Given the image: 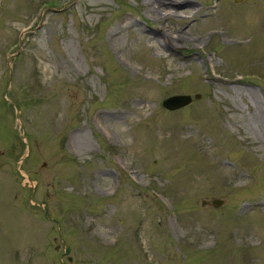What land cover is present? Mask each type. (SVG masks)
<instances>
[{
	"label": "rangeland",
	"instance_id": "obj_1",
	"mask_svg": "<svg viewBox=\"0 0 264 264\" xmlns=\"http://www.w3.org/2000/svg\"><path fill=\"white\" fill-rule=\"evenodd\" d=\"M62 261L264 264V0H0V264Z\"/></svg>",
	"mask_w": 264,
	"mask_h": 264
},
{
	"label": "water",
	"instance_id": "obj_2",
	"mask_svg": "<svg viewBox=\"0 0 264 264\" xmlns=\"http://www.w3.org/2000/svg\"><path fill=\"white\" fill-rule=\"evenodd\" d=\"M239 1V0H236ZM199 96L196 94L195 98H198ZM191 101V97L190 95L187 94H177V95H172L169 96L167 98H165L162 101V106L169 109V110H173V109H177L179 107H182L186 104H188ZM222 201L219 199H215L213 200V205H219ZM44 210H46V207L44 206ZM65 253L68 252V248H65Z\"/></svg>",
	"mask_w": 264,
	"mask_h": 264
},
{
	"label": "bare ground",
	"instance_id": "obj_3",
	"mask_svg": "<svg viewBox=\"0 0 264 264\" xmlns=\"http://www.w3.org/2000/svg\"><path fill=\"white\" fill-rule=\"evenodd\" d=\"M184 3V2H181V4ZM187 3V2H185ZM173 5V4H180V2H167V5ZM169 43H171V41H169L168 43L164 42V45L165 46H168ZM249 93V99L253 102H256V99H257V95L253 92V91H248ZM244 95V91L241 90L240 92V96H243ZM248 123L253 127L254 131L257 132V133H261L262 131V117L258 111V107H256L255 105V108L252 110V112L249 113V117H248Z\"/></svg>",
	"mask_w": 264,
	"mask_h": 264
},
{
	"label": "flooded vegetation",
	"instance_id": "obj_4",
	"mask_svg": "<svg viewBox=\"0 0 264 264\" xmlns=\"http://www.w3.org/2000/svg\"><path fill=\"white\" fill-rule=\"evenodd\" d=\"M60 258H62V256L60 257ZM68 260V259H67ZM61 264H64L63 262H61Z\"/></svg>",
	"mask_w": 264,
	"mask_h": 264
}]
</instances>
